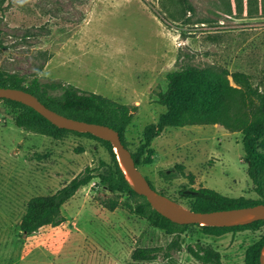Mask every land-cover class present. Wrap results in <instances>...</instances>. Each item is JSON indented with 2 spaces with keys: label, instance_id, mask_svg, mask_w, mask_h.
<instances>
[{
  "label": "rangeland",
  "instance_id": "rangeland-1",
  "mask_svg": "<svg viewBox=\"0 0 264 264\" xmlns=\"http://www.w3.org/2000/svg\"><path fill=\"white\" fill-rule=\"evenodd\" d=\"M191 1L195 13L182 24L158 0H0V72L60 80L125 105L132 115L126 141L135 150L144 127L166 110L158 103L166 74L183 65L226 72L233 87L231 74L243 73L264 91V1L243 0L236 8L231 0L229 12L221 0ZM15 115L0 101V264H8L10 252L15 264H200L188 252L196 243L216 249L222 264H248L260 231L192 228L166 258L174 237L152 227L135 213L133 200L107 191L98 178L62 206L63 224L23 233L20 220L31 198L56 192L87 167L96 174L110 153L81 134L55 140L28 132L15 126ZM151 148L152 163L139 169L171 201L186 207L199 188L258 198L240 131L220 124L169 127ZM138 247L162 250L156 260L133 261Z\"/></svg>",
  "mask_w": 264,
  "mask_h": 264
},
{
  "label": "trees",
  "instance_id": "trees-1",
  "mask_svg": "<svg viewBox=\"0 0 264 264\" xmlns=\"http://www.w3.org/2000/svg\"><path fill=\"white\" fill-rule=\"evenodd\" d=\"M221 1L224 11H231V0ZM242 1L234 0L236 8ZM247 1L251 3L256 0ZM158 2L160 8L170 18L181 21L182 24H189L190 16L186 17V15L195 13V6L191 0H158ZM170 5L176 8L171 9ZM181 12L184 13L183 16L185 15L183 19H181ZM227 75L226 72H216L191 65H183L177 70L168 72L166 90L158 96V103L166 110L159 116L156 123L144 127L142 138L135 150H131L126 141V131L131 123L132 115L123 104L95 93L82 91L60 80H43L38 76L27 78L16 74L4 75L0 72V87L25 90L59 114L113 128L119 133L124 146L131 152L138 169L141 165L152 163L154 150L151 148V143L166 128L220 124L230 132H242L245 153L243 160L247 165L252 189L258 198H230L209 188L191 190L190 200L185 206L196 212H210L264 204V91L254 87L249 76L243 73L231 74L233 82L238 86L233 87ZM0 101L15 108L16 115L13 120L18 128L52 137L55 140H61L71 134H81L101 141L110 153L109 162H100L96 174L94 169L87 167L56 192L31 198L20 220L19 226L23 233L29 235L44 226L57 227L63 224L66 218L61 212L62 206L80 188L88 185L94 178H98L99 183L107 191L124 194L133 200L135 213L145 218L152 227L162 229L174 237L166 249V258L170 257V248L180 249L177 238L192 228L198 227L205 233L253 230L260 231L261 234L250 249L248 264H261L264 249V220L231 227L173 223L154 210L145 197L137 194L127 184L119 168L117 155L108 141L89 133L58 128L35 110L20 102L8 99H0ZM149 183L153 189L166 196L158 191L150 181ZM161 250L157 247H138L132 252L131 259L133 261H153L157 259ZM188 252L200 264H222L220 253L210 245L196 243L188 247Z\"/></svg>",
  "mask_w": 264,
  "mask_h": 264
},
{
  "label": "water",
  "instance_id": "water-1",
  "mask_svg": "<svg viewBox=\"0 0 264 264\" xmlns=\"http://www.w3.org/2000/svg\"><path fill=\"white\" fill-rule=\"evenodd\" d=\"M0 99L20 102L43 116L58 128L79 133H89L108 141L117 155L121 173L137 194L145 197L150 206L163 217L180 225L198 224L211 227H231L247 224L256 220H264V204L228 210L196 212L174 201L169 200L153 189L135 165L128 148L124 146L119 133L106 125L76 120L59 114L45 106L35 95L17 88L0 87ZM264 264V249L261 256Z\"/></svg>",
  "mask_w": 264,
  "mask_h": 264
},
{
  "label": "crops",
  "instance_id": "crops-1",
  "mask_svg": "<svg viewBox=\"0 0 264 264\" xmlns=\"http://www.w3.org/2000/svg\"><path fill=\"white\" fill-rule=\"evenodd\" d=\"M0 237H3V235L0 234ZM13 253H9V255H7V261H8V264H15V262H12V258H13ZM15 257H16V254H15Z\"/></svg>",
  "mask_w": 264,
  "mask_h": 264
}]
</instances>
